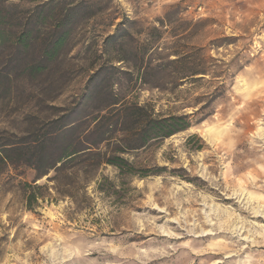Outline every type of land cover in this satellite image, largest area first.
I'll return each mask as SVG.
<instances>
[{
    "label": "rangeland",
    "instance_id": "374dc122",
    "mask_svg": "<svg viewBox=\"0 0 264 264\" xmlns=\"http://www.w3.org/2000/svg\"><path fill=\"white\" fill-rule=\"evenodd\" d=\"M43 1L0 0L2 27L19 21L7 6L23 17ZM55 2L79 6L56 57H42L38 39L22 52L12 39L0 46V145L25 152L66 130L43 171L59 146L102 131L101 156L121 155L135 173L67 165L59 195L53 170L33 182L26 156L10 152L0 264H264V0ZM34 63L44 67L26 77ZM136 106L142 125L153 108L187 114L190 127L119 154ZM25 183L46 186L32 210Z\"/></svg>",
    "mask_w": 264,
    "mask_h": 264
},
{
    "label": "trees",
    "instance_id": "16d2710c",
    "mask_svg": "<svg viewBox=\"0 0 264 264\" xmlns=\"http://www.w3.org/2000/svg\"><path fill=\"white\" fill-rule=\"evenodd\" d=\"M56 3L55 0H45L35 5L20 17L18 5L11 4L7 6V13L11 12V17L16 16L17 29L16 31H6L2 25L5 20L6 14L0 11V46L3 45L7 40H11L15 52H22L30 46L29 41L41 40L40 54L42 57L51 59L56 57L57 53L65 44L67 36L69 35L70 28L69 23L72 17L78 12V4H73L68 7H61ZM42 35L44 37H42ZM12 37V38H11ZM42 37V38H41ZM44 66L41 64H32L29 66L26 77L33 76L35 73L41 71ZM194 74H205V70H195ZM118 102H116L117 104ZM114 104V103H113ZM124 108V107H121ZM144 106H136L137 114L135 113V119L131 122L136 126H126L123 129L124 135L122 137L125 140L132 139V144H127L125 148L119 149V154L124 153L129 149H139L144 146L149 140H162L173 135L175 132L182 131L190 127L191 120L189 116L169 114L161 116L154 112L152 108L150 117H148L147 125H142L139 121V113L143 110ZM133 116V114H132ZM72 121L68 120L64 125H68ZM97 129V128H96ZM66 130L55 131L53 134H44L41 138L28 142L26 150L20 148V145L16 143L2 144L0 145V160L4 164L13 165V158L9 155L10 152L16 154V156H26L25 165L33 167L35 170V178L33 182L43 177L49 170L54 171V176L49 177L50 180L54 181L53 188L56 192L61 195L64 194L63 190H58L60 184V174L66 168L67 165L72 167L76 164H80L85 168H88L89 172L95 173L97 168L102 164H111L118 168L120 172L135 173L132 170V166L129 165L128 161L125 160L121 155H112L109 158L101 156L100 149L98 146L105 140L103 139V132L100 131L98 137L95 140L88 141L87 137L91 132L82 134V136L76 138L74 144H64L58 147L59 154L55 159L51 160L49 165L40 171L39 164L46 158H50L47 152L49 148L53 151L55 141L59 137L63 136ZM130 142V141H129ZM59 164V165H58ZM162 167L157 168L152 174L159 173ZM149 172L142 171L139 175L141 177L149 175ZM27 188L25 191V207L27 209H34V205H37L38 199L43 200L44 198L37 193L38 190L43 189V186L32 183H25Z\"/></svg>",
    "mask_w": 264,
    "mask_h": 264
}]
</instances>
